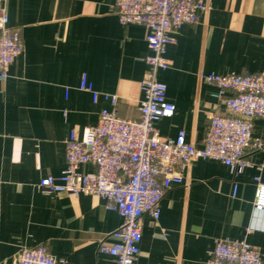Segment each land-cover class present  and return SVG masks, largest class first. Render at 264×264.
<instances>
[{
    "label": "crops",
    "instance_id": "0c3cea01",
    "mask_svg": "<svg viewBox=\"0 0 264 264\" xmlns=\"http://www.w3.org/2000/svg\"><path fill=\"white\" fill-rule=\"evenodd\" d=\"M197 24H185L167 49V100L171 118L156 124L176 138L181 131L197 147L214 113L224 108L208 74H264V0H206ZM9 27L20 30L23 52L0 79V264H15L24 249L45 245L65 264H117L99 252L121 216L91 195L39 191L41 179L67 167L66 141L98 124L112 109L103 95L94 102L80 89L87 76L94 90L116 96L123 119L138 120L141 83L151 54L144 25L121 24L116 0H3ZM264 140V117L254 122ZM243 173L222 162L199 159L161 201L158 220L145 214L136 264H207L219 239L246 240L259 248L264 233H249L256 191L264 184V149L247 154ZM82 171H94L91 165ZM237 186L236 196L233 195Z\"/></svg>",
    "mask_w": 264,
    "mask_h": 264
},
{
    "label": "built area",
    "instance_id": "2783aa9c",
    "mask_svg": "<svg viewBox=\"0 0 264 264\" xmlns=\"http://www.w3.org/2000/svg\"><path fill=\"white\" fill-rule=\"evenodd\" d=\"M209 6L206 0H116L115 11L122 25H144L151 54L141 83L143 99L138 120L118 115L116 96L94 90L87 76L80 89L100 95L112 109H104L98 124L86 128L79 138L72 132L66 141L67 167L58 177L40 180L39 191L98 197L106 208L117 212L122 223L110 241L101 242L99 252L113 257L117 264H136L141 254L142 221L145 214L160 218L161 201L174 186L185 184V172L199 159L222 162L241 174L251 166L247 154L264 149V140L255 136L254 122L264 117V74H208L204 81L218 89L214 98L224 108L214 113L202 147L187 140L185 131L176 138L162 136L156 124L171 118L176 106L167 100V85L158 73L169 68L167 49L185 24H197ZM23 52L20 30L9 27V16L0 0V79ZM91 165V173L82 167ZM249 233H264V184L257 177ZM237 186L233 195L236 196ZM15 264H65L50 254L45 245L22 250ZM207 264H263L259 248L246 240L219 239Z\"/></svg>",
    "mask_w": 264,
    "mask_h": 264
}]
</instances>
